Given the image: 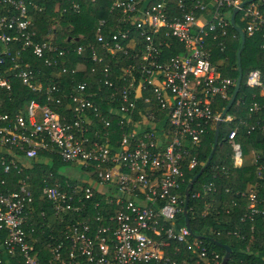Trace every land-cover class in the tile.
Returning a JSON list of instances; mask_svg holds the SVG:
<instances>
[{
	"label": "built area",
	"instance_id": "2783aa9c",
	"mask_svg": "<svg viewBox=\"0 0 264 264\" xmlns=\"http://www.w3.org/2000/svg\"><path fill=\"white\" fill-rule=\"evenodd\" d=\"M79 5L73 2L74 8ZM30 8L42 6L0 0V169L20 173L24 161L46 151L80 164L95 183L51 181V172L43 178L40 200L50 203L55 219L67 212L74 216L62 235L49 234L42 243L27 231L35 198L27 178L8 189L2 177L0 264L4 252L18 255V264H220L217 251L199 238L190 240V228L177 225L183 211L179 189L185 169L199 163L194 149L219 116L214 103L229 99L235 85L236 76L221 70L233 9L245 37H259L264 49V0H112L108 11L114 23L100 18L95 40L76 46H61L53 35L34 40ZM32 57L51 70L36 76ZM81 72L95 74L97 90L81 81L64 91L63 76ZM14 80L43 93L44 100L24 98L14 112L5 110ZM244 84L264 92V74L250 68ZM64 99L66 111L52 105ZM258 108L253 102L250 111ZM238 125L264 133V122L242 119ZM238 125L227 134L233 167L244 159ZM251 152L256 163L258 152ZM213 170L215 178L227 168ZM215 189L210 180L192 194L204 200V213L219 205L211 196ZM94 193L102 201L92 200ZM246 197L243 218L259 215L264 224V203L252 188ZM86 200L94 213L79 217ZM178 242L196 250L198 258L168 254L165 249Z\"/></svg>",
	"mask_w": 264,
	"mask_h": 264
},
{
	"label": "trees",
	"instance_id": "16d2710c",
	"mask_svg": "<svg viewBox=\"0 0 264 264\" xmlns=\"http://www.w3.org/2000/svg\"><path fill=\"white\" fill-rule=\"evenodd\" d=\"M42 6L40 10L30 8L32 15L31 29L34 31V40H46L53 35L54 40L61 46H76L77 44H88L95 40L96 24L100 18H106L109 25L114 23L108 9L112 0H29ZM80 2L79 8L73 7V2ZM107 35V34H106ZM82 36V37H80ZM240 46L239 33L230 28V36L227 40L225 51L226 59L221 65L223 75L237 76L236 51ZM99 48V45L96 46ZM219 55V54H218ZM83 62L80 57H74ZM30 62L33 66L36 76H41L49 72L51 68L44 66L40 58L32 57ZM89 63V62H87ZM242 67V81L239 92L234 103L230 106L227 114L231 116L230 120H222L219 124L218 142L213 153V157L207 168L199 175L192 186L187 201V223L191 230L189 239L199 238L208 247L209 250L218 252L220 259L225 249L223 244L230 247V258L226 264H264V224L261 216H254L252 220L243 218L247 206L246 194L250 188L254 189L257 197L264 203V133L259 130L247 132L246 128L238 125L239 120L246 119L258 124L264 122V92L259 89H251L245 86L244 78L250 68L257 67L264 74V49L259 46V37H245V43L241 51L240 59ZM65 76V77H64ZM61 83L62 89L69 92L72 86L78 82L86 81L88 89L97 90L94 73L81 72L74 75H64ZM230 88V95L233 91ZM11 99L3 101V107L9 112H14L23 104L24 98L35 97L43 101V93L32 90L22 84L20 80H14L11 90ZM241 99V100H240ZM67 99L59 103H53L55 108L60 111H66ZM228 99L217 101L213 108L215 112L220 113L225 107ZM238 101V102H237ZM97 102L102 109L106 107L105 102L97 98ZM256 102L259 108L254 112L250 111V106ZM70 113V112H69ZM71 117L70 115H68ZM237 139L241 142L243 152L247 154L250 150L258 152L256 163L243 164L240 167H233L231 163V148L227 142V134L236 127ZM215 124L208 129L207 133L194 149V154L198 159V165L191 169H185V181L179 189L182 198V209L185 204L184 190L192 176L201 168L205 162L213 143ZM117 137V132L115 133ZM69 163L61 160L54 153L42 151L39 157L24 161L20 173L11 171L4 173L0 169V179L4 177L7 180L8 189L16 187V181L19 177H26L31 188L34 191V202L32 212V226L28 229V235L37 236L40 242H44L49 234L60 236L64 233L66 226L72 223L74 214L67 212L62 220H56L49 202L40 200L41 186L43 178L52 173L51 181L59 180L64 183L65 180L71 183L82 182L76 178H71L69 174L59 171V165ZM215 165L224 166L226 172L218 170L214 178L213 168ZM261 165L258 175V166ZM214 180L216 183L215 192L211 194L212 198L217 199L219 205L210 212L204 213V200L192 196L200 183ZM86 185V182H82ZM1 186V185H0ZM228 188V191H226ZM102 201V196L94 193L92 200ZM86 212L77 216L91 217L94 209L90 205V200H86ZM226 205L228 212L222 210ZM178 226L186 225V218L181 211L176 217ZM235 232V233H234ZM3 234H0V239ZM178 250L174 252V246ZM168 254L181 260L182 258H198L196 250L187 249L183 242H178L165 249ZM5 264H18L14 259L18 255H10L6 252L2 254ZM193 262V260L191 259Z\"/></svg>",
	"mask_w": 264,
	"mask_h": 264
},
{
	"label": "water",
	"instance_id": "95a60500",
	"mask_svg": "<svg viewBox=\"0 0 264 264\" xmlns=\"http://www.w3.org/2000/svg\"><path fill=\"white\" fill-rule=\"evenodd\" d=\"M236 12V8L233 9V12L230 16V21H231V25L233 26V28L239 33L240 36V46L236 51V63H237V76H236V81H235V85L233 88V91L225 105V107L222 109V111L219 113V116L216 120L215 123V131H214V138H213V143H212V147L211 150L205 160V162L202 164L201 168L192 176V178L189 180V182L187 183V186L185 187L184 190V200H185V204L183 206V214L186 218V226L189 228V225L187 223V201L189 199V194H190V190L192 188V186L194 185V183L196 182L197 178L199 177V175H201V173L207 168V166L209 165L212 157H213V153L215 151V148L217 145H220L221 142H218V132H219V124L221 123L222 120H225L226 116H227V112L230 108V106L234 103L235 98L239 92L240 86H241V81H242V67H241V63H240V59H241V51L242 48L244 46L245 43V34L244 31L241 27L237 26L234 22V15ZM223 248L225 249L224 254L222 256L221 262L220 264H226L228 259L230 258V247L223 244L222 245Z\"/></svg>",
	"mask_w": 264,
	"mask_h": 264
},
{
	"label": "crops",
	"instance_id": "0c3cea01",
	"mask_svg": "<svg viewBox=\"0 0 264 264\" xmlns=\"http://www.w3.org/2000/svg\"><path fill=\"white\" fill-rule=\"evenodd\" d=\"M253 158H254V154L251 152V150L247 154L244 153L243 164L249 165V164L254 163ZM81 171H82V168H81ZM67 174H69L71 178H74V179L76 178L77 180H80L82 182H86L87 184L94 185V183H95L93 176L91 174L85 173L84 171H82L81 173L75 174V176H73V177L71 176L72 174L70 172H68ZM215 201L216 202L214 205L216 206V205H218V200L215 199Z\"/></svg>",
	"mask_w": 264,
	"mask_h": 264
},
{
	"label": "rangeland",
	"instance_id": "374dc122",
	"mask_svg": "<svg viewBox=\"0 0 264 264\" xmlns=\"http://www.w3.org/2000/svg\"><path fill=\"white\" fill-rule=\"evenodd\" d=\"M59 171L62 173H68L70 172L73 176H75V174L81 173V165L80 164H72V163H62L59 165ZM79 178V177H78ZM215 209V208H214ZM226 212H228V208H224L222 209Z\"/></svg>",
	"mask_w": 264,
	"mask_h": 264
}]
</instances>
